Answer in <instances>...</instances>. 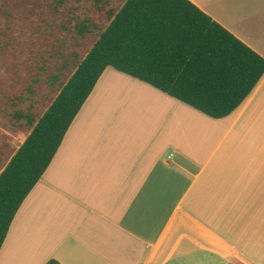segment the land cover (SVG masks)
<instances>
[{"label": "crops", "instance_id": "1", "mask_svg": "<svg viewBox=\"0 0 264 264\" xmlns=\"http://www.w3.org/2000/svg\"><path fill=\"white\" fill-rule=\"evenodd\" d=\"M264 57V0H192ZM264 264V75L215 119L108 67L0 264Z\"/></svg>", "mask_w": 264, "mask_h": 264}, {"label": "trees", "instance_id": "2", "mask_svg": "<svg viewBox=\"0 0 264 264\" xmlns=\"http://www.w3.org/2000/svg\"><path fill=\"white\" fill-rule=\"evenodd\" d=\"M108 67L221 119L264 57L192 0H0V251Z\"/></svg>", "mask_w": 264, "mask_h": 264}, {"label": "rangeland", "instance_id": "3", "mask_svg": "<svg viewBox=\"0 0 264 264\" xmlns=\"http://www.w3.org/2000/svg\"><path fill=\"white\" fill-rule=\"evenodd\" d=\"M24 140H25V135H23V134H21L20 136L14 137V142L17 146H20Z\"/></svg>", "mask_w": 264, "mask_h": 264}]
</instances>
